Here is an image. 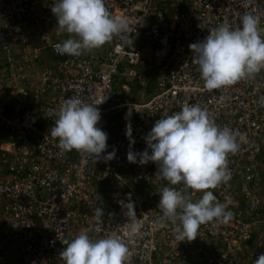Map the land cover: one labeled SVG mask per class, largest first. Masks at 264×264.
I'll return each mask as SVG.
<instances>
[{
    "label": "built area",
    "instance_id": "obj_1",
    "mask_svg": "<svg viewBox=\"0 0 264 264\" xmlns=\"http://www.w3.org/2000/svg\"><path fill=\"white\" fill-rule=\"evenodd\" d=\"M54 2L0 0V264H64L58 235L71 240L80 233L121 239L129 249L125 264H254L264 254V70L209 91L189 45L225 21L239 26L245 12L264 29V0H105L128 28L95 57L55 51L68 34L55 30ZM131 83L139 86V102L127 98ZM72 97L100 110L97 127L108 134L107 152L116 150L113 160L96 163L89 154L61 151L50 135L55 117L49 109ZM184 103L236 131L240 144L227 157L230 181L211 189L220 202L229 198L233 218L202 224L193 241L175 238L179 221L167 227L160 221L159 192L183 185L156 175L154 162L130 163L125 135L130 123L131 150L144 151L143 137L156 120ZM129 193L134 220L121 204ZM201 196L192 194L193 202Z\"/></svg>",
    "mask_w": 264,
    "mask_h": 264
},
{
    "label": "clouds",
    "instance_id": "obj_2",
    "mask_svg": "<svg viewBox=\"0 0 264 264\" xmlns=\"http://www.w3.org/2000/svg\"><path fill=\"white\" fill-rule=\"evenodd\" d=\"M51 11L57 18V34H68L67 39L54 45L60 55L80 56L128 28L125 18L108 11L105 0H56ZM189 48L192 63L198 66L204 87L209 91L242 79H254L264 70V29L259 27V17L249 12L240 17L239 26L233 27L225 21L209 29L203 40L191 43ZM26 72L34 76L36 69L29 68ZM260 103L264 105V96ZM95 105L77 97L64 100L58 109H49V117L55 119L54 126L48 130L58 139L61 151L76 150L91 155L96 163L107 162L116 157V150L107 152L108 134L97 127L102 117ZM125 135L130 142L127 153L130 163L154 162L158 165L156 175L172 186L183 185L180 189L164 187L159 192L161 226L179 221L180 227L174 230L177 240L193 241L202 224L214 220L228 223L233 218L229 198L220 202L211 189L231 179L227 157L240 148L236 131L217 125L199 105L184 103L180 111L156 120L143 137L147 144L144 151L131 150L135 140L130 123ZM196 192H202V196L193 202L192 194ZM121 204L126 216L134 220L136 212L131 193L127 202L121 201ZM93 212L97 219L103 215L100 207ZM137 228L134 222L132 230ZM57 238L65 246L60 251L64 264H125L128 259L129 249L114 235L96 240L87 233L71 240L59 235ZM254 264H264V254Z\"/></svg>",
    "mask_w": 264,
    "mask_h": 264
},
{
    "label": "rangeland",
    "instance_id": "obj_3",
    "mask_svg": "<svg viewBox=\"0 0 264 264\" xmlns=\"http://www.w3.org/2000/svg\"><path fill=\"white\" fill-rule=\"evenodd\" d=\"M107 47V44H103L102 46L98 47V48H94L92 50H89V51H84L83 53L85 55H89V56H96V54H100L102 53L101 50L103 48ZM4 61L5 62V59H2L0 62ZM146 95V94H145ZM132 99L134 101H139L140 100V93H139V87L135 84L134 86V90H133V94H132ZM263 183H264V177H263Z\"/></svg>",
    "mask_w": 264,
    "mask_h": 264
},
{
    "label": "bare ground",
    "instance_id": "obj_4",
    "mask_svg": "<svg viewBox=\"0 0 264 264\" xmlns=\"http://www.w3.org/2000/svg\"><path fill=\"white\" fill-rule=\"evenodd\" d=\"M106 44H107V42L105 43V45H106ZM107 45H108V44H107ZM133 68L136 69L137 72L141 71L139 67H133ZM150 83H154L153 80H152L151 82H149V83L147 84V86H148ZM134 86H135V84H134V83H131L132 92L127 96V98H128L131 102H139V101L141 100V98H140L139 101H134V100L132 99V94H133ZM147 86H146V87H147ZM138 87H139V86H138ZM153 90H154V89H152L151 93H153ZM145 91H146V95H144L145 98H146V96L151 95V93L148 94V91L146 90V88H145ZM9 110H10V109H9ZM10 112H11V110L9 111V113H10ZM263 175H264V172H263Z\"/></svg>",
    "mask_w": 264,
    "mask_h": 264
},
{
    "label": "trees",
    "instance_id": "obj_5",
    "mask_svg": "<svg viewBox=\"0 0 264 264\" xmlns=\"http://www.w3.org/2000/svg\"><path fill=\"white\" fill-rule=\"evenodd\" d=\"M67 38H68V36H67ZM67 38H66V39H67ZM64 40H65V39H64ZM152 89H154V83H150V84L146 87V90L148 91V94L151 93ZM42 128H43V126H42Z\"/></svg>",
    "mask_w": 264,
    "mask_h": 264
},
{
    "label": "crops",
    "instance_id": "obj_6",
    "mask_svg": "<svg viewBox=\"0 0 264 264\" xmlns=\"http://www.w3.org/2000/svg\"><path fill=\"white\" fill-rule=\"evenodd\" d=\"M2 59H4V58H3V55H1V53H0V61H1ZM0 78H1V79L3 78L1 72H0ZM14 253H15V252H14Z\"/></svg>",
    "mask_w": 264,
    "mask_h": 264
}]
</instances>
